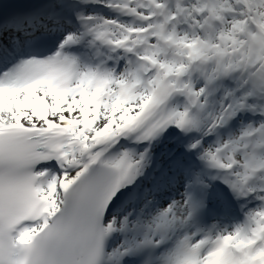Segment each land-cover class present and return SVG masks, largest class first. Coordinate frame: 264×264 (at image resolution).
<instances>
[{
	"label": "snow or ice",
	"instance_id": "6c2138e0",
	"mask_svg": "<svg viewBox=\"0 0 264 264\" xmlns=\"http://www.w3.org/2000/svg\"><path fill=\"white\" fill-rule=\"evenodd\" d=\"M0 264H264V0H0Z\"/></svg>",
	"mask_w": 264,
	"mask_h": 264
}]
</instances>
